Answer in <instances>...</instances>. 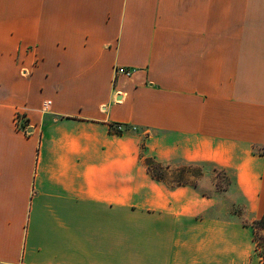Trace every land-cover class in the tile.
I'll use <instances>...</instances> for the list:
<instances>
[{
    "label": "crops",
    "instance_id": "0c3cea01",
    "mask_svg": "<svg viewBox=\"0 0 264 264\" xmlns=\"http://www.w3.org/2000/svg\"><path fill=\"white\" fill-rule=\"evenodd\" d=\"M262 215L264 0H0V264H263Z\"/></svg>",
    "mask_w": 264,
    "mask_h": 264
},
{
    "label": "rangeland",
    "instance_id": "374dc122",
    "mask_svg": "<svg viewBox=\"0 0 264 264\" xmlns=\"http://www.w3.org/2000/svg\"><path fill=\"white\" fill-rule=\"evenodd\" d=\"M144 155V152H142ZM215 177L217 178V183L219 186H227L230 182V178L226 171L214 167ZM167 173V180L171 183L177 182L178 180L183 181L184 183H195L198 180L197 174L199 170H203L202 164H184V165H170V168H165ZM259 245L261 249L257 248V252L263 257L262 261L264 264V231H258ZM263 246V247H262Z\"/></svg>",
    "mask_w": 264,
    "mask_h": 264
},
{
    "label": "trees",
    "instance_id": "16d2710c",
    "mask_svg": "<svg viewBox=\"0 0 264 264\" xmlns=\"http://www.w3.org/2000/svg\"><path fill=\"white\" fill-rule=\"evenodd\" d=\"M117 132H122V131H117ZM144 161H145V164L147 165V168H148L149 172H151V174L154 177H156L157 179H160V180H166L167 173H166V169L165 168H170V165L162 164V163L156 161L151 156H144ZM201 174H202V170H199V173L197 174V176H200ZM172 184L173 185L184 184V182L178 180L177 182H173ZM252 227H253V229L255 231V240H256L257 248L261 249V245H259L260 241H259V238H258V231L259 230H263L264 231V215H262L260 218H258L256 220H254L252 222ZM262 257H263V255H262Z\"/></svg>",
    "mask_w": 264,
    "mask_h": 264
},
{
    "label": "built area",
    "instance_id": "2783aa9c",
    "mask_svg": "<svg viewBox=\"0 0 264 264\" xmlns=\"http://www.w3.org/2000/svg\"><path fill=\"white\" fill-rule=\"evenodd\" d=\"M24 72L26 73V69H24ZM116 72L119 73V74H124V75L129 76V75L132 74L133 69L128 68V67H124V66H119V67L116 68ZM51 103H52L51 100H47L45 102V104H44V110L50 109ZM16 116H17V119H18L20 115L17 114ZM113 129L115 131H124L126 129V127L124 125H122V124H115Z\"/></svg>",
    "mask_w": 264,
    "mask_h": 264
}]
</instances>
